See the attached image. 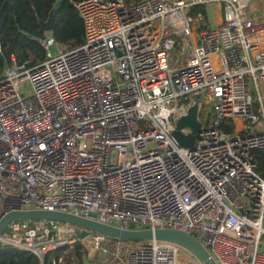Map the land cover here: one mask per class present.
Here are the masks:
<instances>
[{"label":"built area","instance_id":"obj_1","mask_svg":"<svg viewBox=\"0 0 264 264\" xmlns=\"http://www.w3.org/2000/svg\"><path fill=\"white\" fill-rule=\"evenodd\" d=\"M75 6L81 45L58 47L30 68L13 52L0 74V221L11 211L46 209L123 230L179 229L216 264H264L256 155L264 154V106L252 91L263 103L264 0ZM40 42L48 52L60 44L51 32ZM195 97L201 128L186 147L173 132ZM75 229L14 220L0 247L31 251L41 264L61 249L52 263L63 264L87 240L89 264H203L175 242L135 244L100 232L80 239Z\"/></svg>","mask_w":264,"mask_h":264},{"label":"trees","instance_id":"obj_2","mask_svg":"<svg viewBox=\"0 0 264 264\" xmlns=\"http://www.w3.org/2000/svg\"><path fill=\"white\" fill-rule=\"evenodd\" d=\"M60 1V7L54 19L51 36L69 48H75L84 41V24L75 2L78 0H4L0 5V74L11 64L14 52L18 61L26 67H33L45 60L47 48L40 42L48 36L39 19L46 20L50 10ZM137 2L138 0H127ZM204 10V7H199ZM232 130L231 127H227ZM261 170L264 172V154L256 153ZM61 249L46 255L45 264H53ZM81 245L68 250L63 264H81ZM0 264H41L31 251L14 246L0 247Z\"/></svg>","mask_w":264,"mask_h":264},{"label":"water","instance_id":"obj_3","mask_svg":"<svg viewBox=\"0 0 264 264\" xmlns=\"http://www.w3.org/2000/svg\"><path fill=\"white\" fill-rule=\"evenodd\" d=\"M60 4V1H58L53 6L46 20L39 19V24L45 32H52L54 19ZM195 101L196 103L190 107L187 115L181 117L178 120L176 129L173 132V136L179 142V144L186 147H192L194 145L195 134L201 128V122L198 119L199 98L195 97ZM183 128H190L191 133L185 135L181 131ZM19 219H53L67 222L76 227L75 235L80 239H85L93 232H100L131 241L150 239L167 240L185 247L195 256H197V258L203 264H216L206 247L195 235L179 229L123 230L120 227L114 225L101 223L65 212L34 209L29 211H11L5 214L0 221V235L4 233L7 226L12 221Z\"/></svg>","mask_w":264,"mask_h":264},{"label":"rangeland","instance_id":"obj_4","mask_svg":"<svg viewBox=\"0 0 264 264\" xmlns=\"http://www.w3.org/2000/svg\"><path fill=\"white\" fill-rule=\"evenodd\" d=\"M213 21H214V20H213ZM58 47H59V48H63V47H64V48H69L67 45H64V44H58V45H55L54 47H51L48 53H51L52 55L55 54V53L57 52V50H58ZM46 57H47V55H46ZM261 89H262V93L264 94V88H263V85H262ZM252 91H253V93H255L254 96H256V97L258 98L259 106H260V108L262 109V106H264V99H263V103H262L261 100H260L259 97H258L257 91H256L255 89H252ZM239 124H240V122H239ZM263 128H264V126H261V128H260L258 131L262 130ZM141 241H142V240H141ZM131 242H133V243H135V244L140 243V241H131ZM80 245H81V250H82V252H84V250L86 249V251L91 252V253H94L93 247L90 245V242H89V241L85 240V246H83L84 244H83V245L80 244ZM84 247H85V248H84ZM81 264H83V263H81Z\"/></svg>","mask_w":264,"mask_h":264},{"label":"crops","instance_id":"obj_5","mask_svg":"<svg viewBox=\"0 0 264 264\" xmlns=\"http://www.w3.org/2000/svg\"><path fill=\"white\" fill-rule=\"evenodd\" d=\"M3 1H4V0H0V5H1V3H2ZM210 18H211L213 24H218V23L221 22L220 13H218V11H216V10H213V7H211ZM213 20H214V21H213ZM47 33H48V32H47ZM261 87H262V86H261ZM263 88H264V85H263ZM260 92H261V94H262V96H263V99H264V94L262 93V89H260ZM254 94H255V93H254ZM257 94H258V93H257ZM255 97H256V96H255ZM256 99H258V98L256 97ZM263 99H262V101H263ZM257 106H258V108L260 107V106H259V103L257 104ZM258 160H259V159H258ZM81 263H83V264H89L88 261L85 260L83 257H82Z\"/></svg>","mask_w":264,"mask_h":264}]
</instances>
